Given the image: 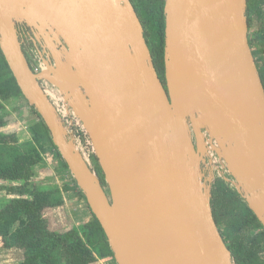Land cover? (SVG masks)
<instances>
[{
    "label": "water",
    "instance_id": "water-1",
    "mask_svg": "<svg viewBox=\"0 0 264 264\" xmlns=\"http://www.w3.org/2000/svg\"><path fill=\"white\" fill-rule=\"evenodd\" d=\"M247 7L248 0H166L164 84L131 0H0L1 51L116 264H236L213 214L206 135L264 228V85ZM18 24L49 54L40 74ZM42 80L82 122L109 193Z\"/></svg>",
    "mask_w": 264,
    "mask_h": 264
},
{
    "label": "trees",
    "instance_id": "trees-1",
    "mask_svg": "<svg viewBox=\"0 0 264 264\" xmlns=\"http://www.w3.org/2000/svg\"><path fill=\"white\" fill-rule=\"evenodd\" d=\"M131 2L143 25L154 66L160 79L166 84V0H154L153 4L145 3L143 0H131ZM260 4V0H248L247 17L250 30L249 43L254 57H258L256 63L264 85V63L259 65L260 61L264 62V36H261V33H252L254 16ZM13 98L26 101L0 48V181L22 182L21 186H12L9 189L15 197L0 208V238L3 246L6 249L22 251L24 261L21 264H102L101 260H114L108 238L92 212L91 218L78 227L74 226L63 232L51 230L44 212L62 205L64 192L77 191L81 199L86 200V197L70 175L67 164L53 144L47 126L36 110L34 112L38 122H35L30 129L32 141L19 144L17 134L3 131L8 125L6 104ZM40 140L50 145L51 151H54L56 157L61 160L65 172L72 177V183L64 189L57 187L55 191L41 190L34 182L36 166L43 161L45 151L37 148V142ZM93 162L103 187L109 193L104 174L95 156ZM212 208L216 224L232 253L234 262L252 264L243 256L241 244L232 239L228 240L227 237L230 238V235L227 233L226 236L223 233L220 224L228 220L229 225L236 228L238 216L235 217L231 211L235 208H241L246 212L245 224L264 229L262 224L242 201L241 196L222 180H219L214 187ZM256 264H264V262Z\"/></svg>",
    "mask_w": 264,
    "mask_h": 264
},
{
    "label": "rangeland",
    "instance_id": "rangeland-1",
    "mask_svg": "<svg viewBox=\"0 0 264 264\" xmlns=\"http://www.w3.org/2000/svg\"><path fill=\"white\" fill-rule=\"evenodd\" d=\"M145 3L153 4L154 0H143ZM260 8L256 10L254 16V27L252 33H261L264 36V0H260ZM258 57L256 58V60ZM259 64L262 65V61ZM28 102L21 98H13L6 104V117L8 125L3 129L6 133H15L18 136L19 144L32 141L31 126L38 122V117ZM38 150H45L43 153V161L36 166L34 182L41 190L55 191L57 187L62 189L72 183V175L65 172V168L61 160L56 157L55 152L51 151V147L41 140L37 142ZM94 165V162H93ZM74 180V178H73ZM22 182H3L0 181V208L10 199L14 198L9 191L12 186H21ZM108 188V187H106ZM77 191H66L63 193V203L58 207L47 209L44 214L51 230L66 231L72 227H78L91 218L85 214V205L80 202ZM246 204V202L242 199ZM229 207V211H230ZM88 210V207H87ZM234 216H238L236 228L229 225L228 220L221 222V230L230 238L235 240L242 246V253L248 263L256 264L264 262V229L255 225L245 224L247 214L241 208L231 210ZM232 218V217H231ZM240 227V228H239ZM230 229L232 231H230ZM115 260V259H114ZM112 259L101 260L104 264H116ZM24 261V253L17 249H6L0 238V264H21Z\"/></svg>",
    "mask_w": 264,
    "mask_h": 264
},
{
    "label": "built area",
    "instance_id": "built-area-1",
    "mask_svg": "<svg viewBox=\"0 0 264 264\" xmlns=\"http://www.w3.org/2000/svg\"><path fill=\"white\" fill-rule=\"evenodd\" d=\"M30 52L33 62L31 69L35 74H40L46 70L42 56L37 49L32 48ZM40 84L44 93L54 105L58 115L68 130L69 135L73 138L82 157L93 170V172L97 173L93 165V157L95 156L94 148L82 122L78 119L74 111L65 104L64 98L58 88H56L47 80L40 81ZM205 142L207 145L208 154L206 156L204 172L207 178L212 179V192L219 180H222L227 186L237 192L233 184L235 181L234 178L230 175L225 161L219 157L216 151H214L213 145L210 143L208 135L205 137Z\"/></svg>",
    "mask_w": 264,
    "mask_h": 264
},
{
    "label": "flooded vegetation",
    "instance_id": "flooded-vegetation-1",
    "mask_svg": "<svg viewBox=\"0 0 264 264\" xmlns=\"http://www.w3.org/2000/svg\"><path fill=\"white\" fill-rule=\"evenodd\" d=\"M18 31L21 37L23 50L29 61L30 66L33 64L30 52L32 48L37 49L41 56L48 58L49 54H44L43 50L35 46V44L33 43V32L30 28H28L25 24H18ZM58 49L61 50V47H59Z\"/></svg>",
    "mask_w": 264,
    "mask_h": 264
},
{
    "label": "crops",
    "instance_id": "crops-1",
    "mask_svg": "<svg viewBox=\"0 0 264 264\" xmlns=\"http://www.w3.org/2000/svg\"><path fill=\"white\" fill-rule=\"evenodd\" d=\"M80 202H82V204L85 205V208H84L85 214H87L88 216H90L91 211H90V208L88 207L87 201L84 200V199H80ZM87 207H88V210H87ZM101 263L104 264L103 261Z\"/></svg>",
    "mask_w": 264,
    "mask_h": 264
}]
</instances>
